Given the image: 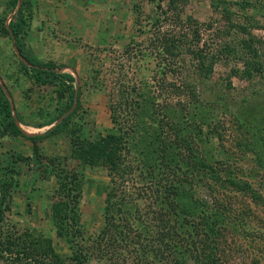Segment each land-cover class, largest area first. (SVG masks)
<instances>
[{"label":"rangeland","instance_id":"374dc122","mask_svg":"<svg viewBox=\"0 0 264 264\" xmlns=\"http://www.w3.org/2000/svg\"><path fill=\"white\" fill-rule=\"evenodd\" d=\"M17 7L24 52L61 66L70 75L65 85L27 68L7 32ZM0 86L17 127L39 137L13 132L0 115L9 203L0 264H80L75 251L96 237L111 247L106 214L116 218L109 231L137 240L152 224L168 231L171 211L185 206L188 217L202 216V227L216 220L218 235L192 237L185 226L181 236L197 248L179 260L170 254L169 264H264V0H0ZM172 87L180 93L167 94ZM102 150L110 156L86 163ZM177 152L184 168L202 175L201 202L185 195H193L186 177L179 185L159 172L146 178L144 167L172 163ZM114 157L121 172L135 169L127 192L110 187ZM62 173L81 193L70 196L78 208L62 207L65 216L55 219ZM68 224L80 237L71 243Z\"/></svg>","mask_w":264,"mask_h":264},{"label":"trees","instance_id":"16d2710c","mask_svg":"<svg viewBox=\"0 0 264 264\" xmlns=\"http://www.w3.org/2000/svg\"><path fill=\"white\" fill-rule=\"evenodd\" d=\"M25 25H26V22H25V19H23L21 7H17L15 12L13 13L12 21L9 23L7 27V32L13 44L15 45V48L17 49L18 53L21 55L22 59L28 63L27 68L31 71V74L34 75L36 78L41 79L44 82H54V84L57 87L61 85H65L66 80L70 78V75H68L67 73L58 72L56 70L58 68H61V66H56L52 62L44 63L42 61L35 59L32 56H29L28 54L24 52L19 42V38L23 34ZM164 49L168 50L167 47H164ZM170 90L171 91H169V93L167 94H171L170 92H175L176 94L180 93L178 89L176 90V87H172L170 88ZM160 96L161 94H158L155 96V98H160ZM151 98L153 99L154 97L151 95ZM78 101H79V98L77 95L76 106L79 103ZM72 112L68 113L66 115V118L63 119L61 123L56 125L51 132L55 133V132L61 131L63 126L65 125L66 120L70 118V116L72 115ZM0 115L3 117L2 119L6 122V128L22 136H26V138L30 139L32 142H35L39 138L37 136L24 135L22 131L17 127L14 121L13 115H12L9 100L5 96L1 86H0ZM131 130L132 129H130L127 132L128 135L131 132H133ZM120 134L125 135L124 133H120ZM112 136L114 137V135ZM112 136H110V138H112ZM130 145L128 146L130 147ZM87 148L88 150L86 152H91V150L89 149L90 147H87ZM100 152H103V153L101 154ZM104 152H107V151H103V150L98 151L97 154H94L91 157L86 155L87 157L86 163L93 165L95 163H99L97 159L103 156H106L107 154L108 156H110V153H104ZM178 152H177L176 160L172 163H164V164L162 163L154 167L153 165L144 167V168L148 167V169H146L145 171V173L147 174L146 178L147 179L149 178V180L150 179L152 180L153 177L155 178L157 177V174H158L157 172H159L160 173L159 176H161V178L165 180V184H173V185L178 184L179 185L181 181H179L178 178L181 179L183 177H186L187 179H189L188 180L189 186L187 187L188 191L193 195L188 196L186 193L185 195L187 196V198L193 199L194 202H197V201L201 202L202 193L200 194L198 191L201 185L196 179L199 178L201 180L202 175L200 172L196 171V169H194L193 167L184 168L180 162V156H179L180 152L179 153ZM113 159L114 160L112 162L110 161L108 163V166H106L108 168L110 187L113 189H121L127 192L126 186L128 184V181L134 178V175H131V174L134 173L135 169L134 167L133 168L130 167L129 171L127 172L122 171L123 172L122 173L118 166L117 158L114 157ZM151 166L153 168H151ZM61 176H62V179L64 178V180H62L61 185H60V188L62 189V192H63V199L61 201L56 202L54 205L55 210L60 212V214L54 215L56 217L55 219L65 216V215L61 216V213L63 214V208H64V212L66 213L70 209L71 211L72 210L75 211L78 208V200L73 199V198L71 199L70 196H72L73 194H76L79 196V194L81 193V186L78 180L76 182L69 183L65 180L67 175L62 173ZM69 177L70 175H68V179ZM234 181L237 184H240L239 180H234ZM241 182L243 184L246 181H244V179H241ZM236 183L234 184L235 186H237ZM229 184H233V183L230 181ZM241 190H244L245 193H247L248 186L244 185V187ZM210 194L215 195V193H210ZM6 196H7L6 187L4 183L0 182V224L2 223L4 219V213L7 210H9V203L7 202ZM135 202H137V200L132 199V200H128V202L126 203L132 204ZM210 202H212L213 207H214V200ZM68 207H70V209ZM132 210H134V208H132ZM186 213H190V210L187 206L173 209L170 213L169 219H167L168 226H169L168 231H164L161 228L154 230L153 227L154 228H157V227L156 225L152 224V228H151V225L147 227V230H145V232L142 233L141 237L140 235L137 236L138 237L137 240H131L128 238V236H124L122 239H119L121 231L114 232V233L112 231H109V228L111 227V225L114 224V222L116 221V218L113 217V215L106 214L105 216L106 226L103 231V235L106 234V236H104L103 238L110 239L109 246L111 247H108V246L100 247L99 244L97 243L98 241L100 242V239H98V237L100 236H98L96 237V240L93 243H90L93 245H90V246L86 245L85 247H83V251L81 249L78 251H75L74 257L80 258L79 255H82V257H84L85 261H81L80 264L87 263V260L89 261V256L91 255L97 256L99 260L104 259V256H109L107 261L101 260L103 264H169L168 258L170 254L173 253V256H175L176 259L179 260L182 252L197 248L194 241L186 242L184 240V235L181 236L184 233V232L182 233L181 230L184 229L185 226H187L188 229L190 230L186 233L191 234L192 237L200 236V235H208L210 233L218 235V225H216V223L218 222L216 220L209 221L208 223V220L205 219V221H207V224L205 225L208 228L206 226L202 227L201 225H199V221L200 219H202L201 215L196 216V217H193L194 215H191L188 217ZM152 215L148 217H150V219L154 218ZM148 217L146 216V218ZM118 227H120V225H118ZM189 227H191V229ZM67 229L69 231H66L65 233H63V235H65L66 238L69 239L70 243L72 241L71 240L72 237L80 238L79 234L78 235L76 234V231L73 232V230L70 229L69 224H68ZM72 232L75 235H73ZM66 233L69 236H67ZM181 237L183 239H181ZM192 244L193 246H191ZM2 246H3L2 241L0 240V256H2V254L6 252L7 250V249H4L5 247H2ZM84 248H87V250L84 251ZM89 250L91 251V254L88 253ZM173 264H179V261Z\"/></svg>","mask_w":264,"mask_h":264},{"label":"crops","instance_id":"0c3cea01","mask_svg":"<svg viewBox=\"0 0 264 264\" xmlns=\"http://www.w3.org/2000/svg\"><path fill=\"white\" fill-rule=\"evenodd\" d=\"M108 171H106V174L108 175V173H107ZM83 188H84V185H83ZM82 191H83V189H82Z\"/></svg>","mask_w":264,"mask_h":264}]
</instances>
